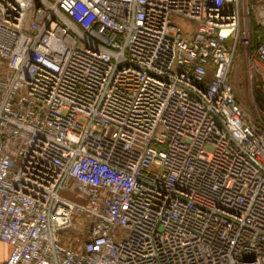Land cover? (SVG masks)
I'll return each instance as SVG.
<instances>
[{"label":"built area","instance_id":"2783aa9c","mask_svg":"<svg viewBox=\"0 0 264 264\" xmlns=\"http://www.w3.org/2000/svg\"><path fill=\"white\" fill-rule=\"evenodd\" d=\"M253 14L264 32V0H0L3 264H264V122L230 80L239 47L264 76Z\"/></svg>","mask_w":264,"mask_h":264},{"label":"rangeland","instance_id":"374dc122","mask_svg":"<svg viewBox=\"0 0 264 264\" xmlns=\"http://www.w3.org/2000/svg\"><path fill=\"white\" fill-rule=\"evenodd\" d=\"M249 2H251V0H249ZM173 20L184 30L193 32L195 25L192 20L179 16L173 18ZM259 22L260 20L253 14L251 27L253 26L256 34L262 33L263 36L264 32L259 28L261 27ZM256 27H258V29ZM248 67L245 50L239 47L230 71V80L233 84L235 97L237 102L252 119L264 122V87H256V84H250ZM82 217L83 216L79 214L76 216V219H82ZM87 224L88 223H85V226ZM80 229L84 230V228Z\"/></svg>","mask_w":264,"mask_h":264},{"label":"crops","instance_id":"0c3cea01","mask_svg":"<svg viewBox=\"0 0 264 264\" xmlns=\"http://www.w3.org/2000/svg\"><path fill=\"white\" fill-rule=\"evenodd\" d=\"M11 251H12V246L0 240V264L4 263V261L8 258Z\"/></svg>","mask_w":264,"mask_h":264},{"label":"water","instance_id":"95a60500","mask_svg":"<svg viewBox=\"0 0 264 264\" xmlns=\"http://www.w3.org/2000/svg\"><path fill=\"white\" fill-rule=\"evenodd\" d=\"M261 80L259 81L258 85L256 87H264V76L260 74Z\"/></svg>","mask_w":264,"mask_h":264}]
</instances>
